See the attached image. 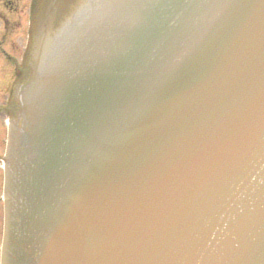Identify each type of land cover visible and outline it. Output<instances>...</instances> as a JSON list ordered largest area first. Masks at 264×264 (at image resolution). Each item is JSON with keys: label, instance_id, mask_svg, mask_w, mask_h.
Here are the masks:
<instances>
[{"label": "water", "instance_id": "95a60500", "mask_svg": "<svg viewBox=\"0 0 264 264\" xmlns=\"http://www.w3.org/2000/svg\"><path fill=\"white\" fill-rule=\"evenodd\" d=\"M59 22L15 90L5 264H264V0Z\"/></svg>", "mask_w": 264, "mask_h": 264}, {"label": "rangeland", "instance_id": "374dc122", "mask_svg": "<svg viewBox=\"0 0 264 264\" xmlns=\"http://www.w3.org/2000/svg\"><path fill=\"white\" fill-rule=\"evenodd\" d=\"M59 7L58 1L53 0H0V104L11 99L15 105V90L20 82L17 80L22 77L32 57L31 51L35 41L32 35L34 32L37 33L36 27H40L43 18L48 17L51 22L56 19ZM5 117L7 119L8 114L2 109L0 111V154L6 146ZM0 178H2L1 165ZM3 206H5L4 198L0 199V225Z\"/></svg>", "mask_w": 264, "mask_h": 264}, {"label": "flooded vegetation", "instance_id": "af4514ba", "mask_svg": "<svg viewBox=\"0 0 264 264\" xmlns=\"http://www.w3.org/2000/svg\"><path fill=\"white\" fill-rule=\"evenodd\" d=\"M55 1H57V0H55ZM79 1L80 0H76V1H73V0H58V2H63V4H65L64 8H66V9H64L61 12H58L57 15H56V18L59 19L60 16H61L60 13H66L68 11V9H70L73 6H75L77 4V2H79ZM83 1H87V0H83ZM63 16H65V14H63ZM2 106L4 108H2ZM2 109H4L6 111V113L8 114V116H10L12 114V112L14 111L12 100L9 99V100L4 101L3 104H0V111ZM4 122H5V127L7 128L6 117H5ZM4 141L6 142V132H5ZM4 154H5V146L3 148V153L0 154L1 176H2V178H0V186H3V187H4V179H5L4 178V169H3V156H4ZM3 189H2V187L0 188V199L3 198V194H4ZM1 237H2V223L0 225V250H1V242H2Z\"/></svg>", "mask_w": 264, "mask_h": 264}]
</instances>
